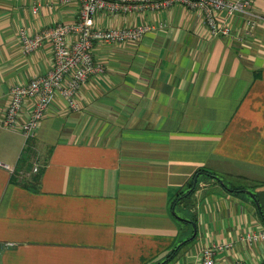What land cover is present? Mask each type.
Masks as SVG:
<instances>
[{
	"label": "crops",
	"instance_id": "0c3cea01",
	"mask_svg": "<svg viewBox=\"0 0 264 264\" xmlns=\"http://www.w3.org/2000/svg\"><path fill=\"white\" fill-rule=\"evenodd\" d=\"M80 6L0 0V161L11 166L0 164V264H160L174 249L165 264H201L214 243H232L217 264H263L264 239L249 233L264 230V0L249 6L253 27L218 12L230 38L180 3L99 11L100 28L152 27L138 40L96 43L105 69L78 90V108L57 94L27 139L3 126L11 86L47 73L54 54L50 40L26 53L19 29L74 23ZM202 168L252 182L253 199L225 179L215 180L221 191L235 193L218 191L195 176ZM180 204L193 215L180 216Z\"/></svg>",
	"mask_w": 264,
	"mask_h": 264
},
{
	"label": "built area",
	"instance_id": "2783aa9c",
	"mask_svg": "<svg viewBox=\"0 0 264 264\" xmlns=\"http://www.w3.org/2000/svg\"><path fill=\"white\" fill-rule=\"evenodd\" d=\"M72 0H60L69 3ZM254 0H81L79 19L74 23H57L31 34L25 26L20 27L19 36L26 53L39 48L45 41L53 43L54 62L51 69L41 75L34 76L26 83L11 86L10 103L3 119L5 127H19L27 139L32 138L43 119L49 104L57 94H61L73 108H78L76 94L83 84L95 73H102L105 64L96 59L94 48L96 43H119L142 38L150 25H129L126 27L100 28L95 23L99 11L109 13L132 12L147 8L159 10L180 3L191 8L201 9L212 33L231 37L233 27L222 23L218 12L228 15L240 13L246 17L250 27L256 25L259 15L249 10ZM34 12L38 9L34 8ZM262 17V16H261ZM264 18V17H263ZM75 38L70 39V36ZM27 99L33 100L28 114L22 118V109ZM0 164L11 168L9 164ZM35 171L39 168L35 166ZM249 237L255 240L264 239V230L250 232ZM232 244V243H231ZM229 243H214L204 248L201 264H217L218 249L229 247ZM234 264H250L246 256L238 258ZM264 264V255H263Z\"/></svg>",
	"mask_w": 264,
	"mask_h": 264
},
{
	"label": "rangeland",
	"instance_id": "374dc122",
	"mask_svg": "<svg viewBox=\"0 0 264 264\" xmlns=\"http://www.w3.org/2000/svg\"><path fill=\"white\" fill-rule=\"evenodd\" d=\"M204 173V172H203ZM203 176L206 178V179H208V180H213L214 181V186H215V188L218 190V191H220V192H223L224 194H233V193H235V192H229V191H221V190H224L221 186H220V183L219 182H217V181H215V180H217L215 177H214V174H213V176H211V175H209V174H207V173H205V174H203ZM222 176L224 177V179L226 180V182H227V184L230 186V187H232V188H234L235 186H237V187H240V186H246V187H248V188H246V189H249L250 191H248V192H242V195H246V197H247V199H253L252 198V191H255L257 188H256V186H255V184H252V182H250V181H248V180H244V179H232V178H230L229 176H227L226 174H222ZM214 178V179H213ZM250 187V188H249ZM195 190H196V188H195ZM188 191V190H187ZM247 208H250V205H245ZM188 207V208H187ZM187 207H185L184 208V206H182V204H180L179 206H178V210H177V212L178 213H180L181 215L180 216H184V217H188L187 216V214L186 213H188L189 214V212H191L190 214H191V216L193 215V212H192V209H190V207L189 206H187ZM193 224V223H192ZM194 232H195V226L193 225V232H191V234L190 235H192V234H194ZM196 240H197V238H196ZM196 240H192L191 241V244H194L195 243V241ZM197 242H198V240H197ZM201 241L199 240V242L198 243H200Z\"/></svg>",
	"mask_w": 264,
	"mask_h": 264
},
{
	"label": "trees",
	"instance_id": "16d2710c",
	"mask_svg": "<svg viewBox=\"0 0 264 264\" xmlns=\"http://www.w3.org/2000/svg\"><path fill=\"white\" fill-rule=\"evenodd\" d=\"M201 172H204V173H207V174H209V175H211V176H213V174H215L214 172H211V171H209V170H207V169H200L196 174H195V176L198 174V173H201ZM195 176H194V178H195ZM198 184V182L195 184V179H193L192 181H190V190L187 192V193H189V194H191L192 192H194V190H195V188L198 186L197 185ZM236 191H237V189H236ZM186 193V194H187ZM173 252H170V253H168L167 255H168V257L166 258V260L164 261V262H160V264H165V263H167V261H169L172 257H173V255H174V251H175V249L174 250H172Z\"/></svg>",
	"mask_w": 264,
	"mask_h": 264
},
{
	"label": "water",
	"instance_id": "95a60500",
	"mask_svg": "<svg viewBox=\"0 0 264 264\" xmlns=\"http://www.w3.org/2000/svg\"><path fill=\"white\" fill-rule=\"evenodd\" d=\"M214 177L217 179V180H219L223 185H226V183H225V181H224V179L223 178H221L220 176H218L217 174H214ZM197 179V178H196ZM197 181V180H196ZM231 190H233V189H231ZM244 191H250V190H247V189H244ZM252 194H253V192H252ZM254 195V194H253ZM257 203L259 204V202H258V200H257ZM193 224H194V226H195V232H194V235L197 233V226H196V222H192Z\"/></svg>",
	"mask_w": 264,
	"mask_h": 264
}]
</instances>
